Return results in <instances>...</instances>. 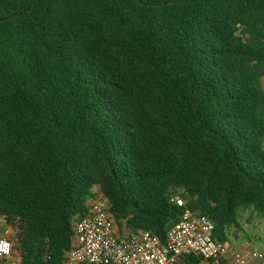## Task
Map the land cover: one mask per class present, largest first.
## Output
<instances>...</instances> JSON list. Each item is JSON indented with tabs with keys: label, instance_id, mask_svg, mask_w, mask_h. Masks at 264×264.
I'll return each instance as SVG.
<instances>
[{
	"label": "trees",
	"instance_id": "obj_1",
	"mask_svg": "<svg viewBox=\"0 0 264 264\" xmlns=\"http://www.w3.org/2000/svg\"><path fill=\"white\" fill-rule=\"evenodd\" d=\"M263 78L264 0H0L5 264H63L97 191L162 244L264 218Z\"/></svg>",
	"mask_w": 264,
	"mask_h": 264
},
{
	"label": "built area",
	"instance_id": "obj_2",
	"mask_svg": "<svg viewBox=\"0 0 264 264\" xmlns=\"http://www.w3.org/2000/svg\"><path fill=\"white\" fill-rule=\"evenodd\" d=\"M173 201L185 208L182 198ZM71 248L63 264H177L194 255L198 264H250L264 260L257 250L239 251L214 239V224L204 215L185 208L181 220L167 233L165 244L149 232L116 229L110 204L100 191L87 203V212L73 220ZM10 230V229H8ZM0 238V264L11 257L10 234Z\"/></svg>",
	"mask_w": 264,
	"mask_h": 264
},
{
	"label": "rangeland",
	"instance_id": "obj_3",
	"mask_svg": "<svg viewBox=\"0 0 264 264\" xmlns=\"http://www.w3.org/2000/svg\"><path fill=\"white\" fill-rule=\"evenodd\" d=\"M262 85L264 87V78ZM4 227V221L0 219V231ZM228 243L232 249L257 250L264 256V218L251 209L242 210L237 226L230 230ZM250 264H264V260L254 259Z\"/></svg>",
	"mask_w": 264,
	"mask_h": 264
},
{
	"label": "crops",
	"instance_id": "obj_4",
	"mask_svg": "<svg viewBox=\"0 0 264 264\" xmlns=\"http://www.w3.org/2000/svg\"><path fill=\"white\" fill-rule=\"evenodd\" d=\"M5 225V223H4ZM9 231V234L13 233L11 230H8L7 226L5 225L4 228H1L0 231V238H2L4 235L8 234L7 232Z\"/></svg>",
	"mask_w": 264,
	"mask_h": 264
}]
</instances>
